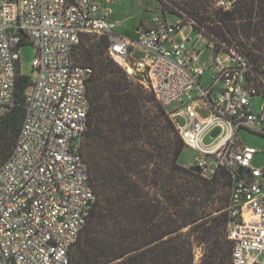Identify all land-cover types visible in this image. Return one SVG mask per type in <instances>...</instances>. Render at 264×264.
Instances as JSON below:
<instances>
[{
    "label": "built area",
    "instance_id": "2783aa9c",
    "mask_svg": "<svg viewBox=\"0 0 264 264\" xmlns=\"http://www.w3.org/2000/svg\"><path fill=\"white\" fill-rule=\"evenodd\" d=\"M121 1L0 0V119L14 105L24 43L33 46L37 72L12 152L0 163V264H69L91 215L96 197L79 150L88 130L92 70L74 59L87 35L104 37L118 65L147 68L151 90L194 152L189 168L206 179L219 169L229 173L231 264H264V167L252 166L260 151L240 136L264 138V66L257 72L237 48L199 34L211 53L202 62V51L189 49L192 22H170L161 11L134 38L120 35V24L109 17L110 6ZM230 6L215 0L216 8ZM256 97L262 106L253 112Z\"/></svg>",
    "mask_w": 264,
    "mask_h": 264
},
{
    "label": "trees",
    "instance_id": "16d2710c",
    "mask_svg": "<svg viewBox=\"0 0 264 264\" xmlns=\"http://www.w3.org/2000/svg\"><path fill=\"white\" fill-rule=\"evenodd\" d=\"M155 1L164 14L192 22L195 33L237 48L255 71L264 66V0H228L226 11L215 0ZM108 45L87 35L74 56L92 70L79 152L96 201L69 264H231L229 173L206 179L179 164L185 145L167 109L112 61ZM30 85L20 73L14 105L0 119V163L14 147Z\"/></svg>",
    "mask_w": 264,
    "mask_h": 264
},
{
    "label": "rangeland",
    "instance_id": "374dc122",
    "mask_svg": "<svg viewBox=\"0 0 264 264\" xmlns=\"http://www.w3.org/2000/svg\"><path fill=\"white\" fill-rule=\"evenodd\" d=\"M112 15H110V20L113 22H118L120 25L117 26L116 32L120 35L134 38L136 29L139 26H143L149 23L150 19L154 14H157L161 10V5L158 4L155 0H122L120 3L111 5ZM167 20L173 22L175 20L174 16H166ZM197 33L193 31L190 37L189 49H195L196 51H202L201 60L205 62L211 56V53L206 49V45L203 43L204 40L197 37ZM95 39H99L96 38ZM136 56L140 57V52L134 50ZM76 55V54H75ZM34 58V49L33 46L29 43H24L20 46L19 51V69L21 75H24L29 78L31 83H34L37 79V72L33 69L32 61ZM116 63L114 60H112ZM117 64V63H116ZM118 65V64H117ZM120 66V65H118ZM128 66L131 69V72L128 71V68L120 66L127 75H129L135 81H138L145 88L151 89L148 80V70L147 68L138 67L133 61H131ZM208 72L203 77V81L208 82ZM32 92V85H30L25 94H30ZM262 106V99L260 97L253 98L251 100V110L253 112L260 111ZM171 107H169L170 109ZM242 142L250 147L256 148L259 153L254 155L252 161V166L255 168L264 167V138L252 135L248 132H241L240 134ZM209 138L205 139V142H208ZM194 156V152L191 149H183L181 157L179 158V164L185 168H189L190 161ZM74 250L71 251L70 256H73ZM194 259L200 258L202 256V249L199 247L194 248ZM201 255V256H200ZM200 256V257H199ZM70 257V260H71Z\"/></svg>",
    "mask_w": 264,
    "mask_h": 264
},
{
    "label": "water",
    "instance_id": "95a60500",
    "mask_svg": "<svg viewBox=\"0 0 264 264\" xmlns=\"http://www.w3.org/2000/svg\"><path fill=\"white\" fill-rule=\"evenodd\" d=\"M216 133H217V130L213 131L212 135L214 136V135H216ZM190 170H191L192 172H194V173H199V169H198V168L190 167ZM242 171H243V169H242V168H239V170H238V172H237L238 175H241Z\"/></svg>",
    "mask_w": 264,
    "mask_h": 264
},
{
    "label": "bare ground",
    "instance_id": "6f19581e",
    "mask_svg": "<svg viewBox=\"0 0 264 264\" xmlns=\"http://www.w3.org/2000/svg\"><path fill=\"white\" fill-rule=\"evenodd\" d=\"M126 68H128V71L131 72V69H130V67L128 65L126 66Z\"/></svg>",
    "mask_w": 264,
    "mask_h": 264
},
{
    "label": "crops",
    "instance_id": "0c3cea01",
    "mask_svg": "<svg viewBox=\"0 0 264 264\" xmlns=\"http://www.w3.org/2000/svg\"><path fill=\"white\" fill-rule=\"evenodd\" d=\"M112 15V14H111ZM191 35H192V33L191 34H189V38L191 37ZM190 43V42H189ZM204 43V42H203Z\"/></svg>",
    "mask_w": 264,
    "mask_h": 264
}]
</instances>
